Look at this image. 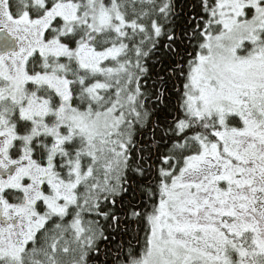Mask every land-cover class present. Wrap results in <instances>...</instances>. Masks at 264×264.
<instances>
[{
    "label": "snow or ice",
    "instance_id": "snow-or-ice-1",
    "mask_svg": "<svg viewBox=\"0 0 264 264\" xmlns=\"http://www.w3.org/2000/svg\"><path fill=\"white\" fill-rule=\"evenodd\" d=\"M0 264H264V0H0Z\"/></svg>",
    "mask_w": 264,
    "mask_h": 264
}]
</instances>
